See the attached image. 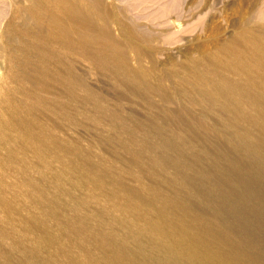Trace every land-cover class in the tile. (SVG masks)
Listing matches in <instances>:
<instances>
[{"label":"rangeland","instance_id":"rangeland-1","mask_svg":"<svg viewBox=\"0 0 264 264\" xmlns=\"http://www.w3.org/2000/svg\"><path fill=\"white\" fill-rule=\"evenodd\" d=\"M0 264H264V0H0Z\"/></svg>","mask_w":264,"mask_h":264},{"label":"bare ground","instance_id":"bare-ground-1","mask_svg":"<svg viewBox=\"0 0 264 264\" xmlns=\"http://www.w3.org/2000/svg\"><path fill=\"white\" fill-rule=\"evenodd\" d=\"M94 24V23H93ZM227 259V258H226Z\"/></svg>","mask_w":264,"mask_h":264}]
</instances>
